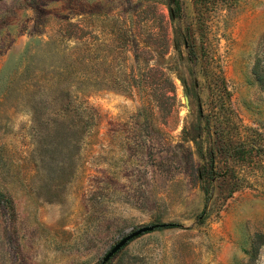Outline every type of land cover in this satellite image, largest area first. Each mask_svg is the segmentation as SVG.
<instances>
[{
    "label": "rangeland",
    "instance_id": "obj_1",
    "mask_svg": "<svg viewBox=\"0 0 264 264\" xmlns=\"http://www.w3.org/2000/svg\"><path fill=\"white\" fill-rule=\"evenodd\" d=\"M0 195V264H264V0H0Z\"/></svg>",
    "mask_w": 264,
    "mask_h": 264
},
{
    "label": "water",
    "instance_id": "obj_2",
    "mask_svg": "<svg viewBox=\"0 0 264 264\" xmlns=\"http://www.w3.org/2000/svg\"><path fill=\"white\" fill-rule=\"evenodd\" d=\"M152 229V226H143L140 228H137L134 231L129 232L125 236H123L120 240H118L109 250L106 252V254L103 256L99 264H105L108 259L116 253L122 246H124L130 239H132L135 236H138L139 234L149 231Z\"/></svg>",
    "mask_w": 264,
    "mask_h": 264
},
{
    "label": "trees",
    "instance_id": "obj_3",
    "mask_svg": "<svg viewBox=\"0 0 264 264\" xmlns=\"http://www.w3.org/2000/svg\"><path fill=\"white\" fill-rule=\"evenodd\" d=\"M189 55L192 61L194 62V64L200 59L199 55L197 54L195 45H191V47L189 48ZM178 226L179 224L177 222H161L155 225V227L158 229H168V228H174Z\"/></svg>",
    "mask_w": 264,
    "mask_h": 264
}]
</instances>
